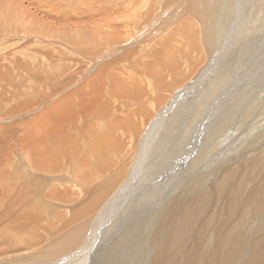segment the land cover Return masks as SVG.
Segmentation results:
<instances>
[{"label": "bare ground", "instance_id": "bare-ground-1", "mask_svg": "<svg viewBox=\"0 0 264 264\" xmlns=\"http://www.w3.org/2000/svg\"><path fill=\"white\" fill-rule=\"evenodd\" d=\"M99 1L100 0H92V3L88 6V11L85 14H82L85 18L89 17L91 19V26H97L94 24L95 20H92L93 17L95 19V8L91 5H97V3H100V12L104 15H113L114 17L118 13L117 7H119V2L116 3L114 2L115 0ZM130 1L132 7L129 8H133V10L136 11L133 12L130 17L129 27L133 29V32L139 30L136 32L139 35L140 27L142 26L140 22L145 23L144 27L147 26L161 7L158 4L159 0H153L155 4L153 5L152 2H150V5L148 4L146 7H140L139 5L141 4L138 3L139 0ZM163 1H165L164 4L167 5L165 9H168L171 8L177 0ZM185 1L187 9L184 10L187 11V15L194 16V18L206 25V28L202 30V35L204 36L203 38L208 47V51L210 50L213 52L214 49H216V41H218V39L216 40V19L218 17L217 9L219 8L216 7L219 5L213 7L214 9L212 10L210 9L211 7L208 9L209 5L207 6V9L205 6L206 4H210V1L212 0H188V3L187 0ZM35 2L36 0L34 3ZM37 2L39 4V1ZM74 2L75 0L69 1L68 8L70 12L73 13L82 10L83 6L80 3L74 5ZM259 2L260 5L264 6V0H259ZM31 3H33V0ZM31 3L30 6L32 5ZM45 3L48 7L47 3L49 2L45 1ZM7 5L12 7L14 12L19 10V6L20 10L23 6L21 0H5L3 2L0 0V7L2 6L4 8V6ZM37 5L35 6V9L38 8ZM43 5L44 4L42 3V6ZM46 6H44V8H47ZM51 6H49L50 10L52 9L50 8ZM199 6L201 7L199 8ZM41 7L40 9L43 8ZM23 10L24 9H22V11ZM23 13L24 12H22V14ZM23 16L26 17V14L24 13ZM182 16L185 18L184 15ZM260 16H258L259 19ZM51 17L52 16H50V18ZM32 18H34V21L36 22L38 20L41 21L38 17ZM259 19L257 20L256 18L251 22L253 23L254 21L258 28H260L259 26L261 25V23H258ZM187 20L190 21L189 19ZM12 21H14V18ZM112 21L113 25L106 32H100L94 28L89 30L87 26L75 22L64 25L65 32L63 33V36L60 35V41L68 45V48L71 46L73 48L70 47L72 50L77 51L78 56H80L78 50H83L84 54L81 55V58L90 64L84 63L85 65H83V68L80 67V71L77 69L79 72L72 70L74 67H77L79 60L76 61L71 55L70 57L67 56L68 53L65 54L62 50L61 52L58 50L60 53V56H58L59 58L62 54V57L60 58V61H62L60 65H62V68L59 70V73H53V75L49 73L48 76L46 75L48 78H43L41 75L33 77L41 82L43 86L49 87L50 96H48L49 94H45V98L55 96L54 98H56V100H28L25 102L28 110H32L33 106H40L38 108L40 109L42 105L50 101V105L45 111L40 112V114L35 115L32 119L27 121L30 122L31 120V124L30 126L28 125L29 127L25 131H23L24 138L22 139V136L20 138V141H26V145L22 148L23 156L28 163V166L26 169L20 171L17 170V172L22 176L21 178H23L21 183L28 190L25 195H22L20 181L18 184L16 183V187H13L11 184L12 180H16L12 179V177L18 178L17 173L12 175L8 168H5L7 166L10 168V165H13L11 164V156L13 154L11 155L10 150H4L7 138V127L0 125V237L2 236L0 238V254L7 249L5 245L10 243V250H18L19 248L32 250V247H36L40 244L42 238H40V236L38 237L37 232L35 231L39 227H44L43 229L46 233L48 230L46 229L48 224H46V220L44 219V214H46L47 209L42 205L43 198H49V200L54 199L56 201L59 200L61 203H65L68 206L69 204L72 205L74 201L79 204L78 199L76 198L82 196V194H79L80 196L73 198L75 193H72L73 191L70 192L65 188V186H68L67 183L69 180H72L73 178L69 175L64 177L59 176V179L49 183L46 186L47 189L43 191H41L43 187H39L41 189L38 191L36 189L37 186H35L36 182L34 184L32 182L31 184V180H29L28 183V181H25V179H27L25 177L35 179L33 175L36 176L37 174H41L46 176L50 175L52 172L59 174L66 172L67 168H71L72 175L81 183V193H83L84 196L88 194V197L92 194V200H87L88 203L86 205L84 204V207H81L80 209L77 208L78 210H76V213L74 212V219L79 216L87 215L89 212H92L94 208L96 209V207H98V211L99 208H102L104 212L108 206H110V208L111 206L114 207L117 202L116 200L119 202L124 196L126 197L131 192L134 193V191L136 192L140 188L141 181L139 178L141 175L139 164L147 157L146 153L140 154V146H143V144L145 146L149 143L152 131L153 133L158 131V126H156L157 121H161L163 118L166 120V117H163L162 115L161 106L162 104H165L166 106V103L169 101L168 99L171 97H168L164 91H168L167 89L169 85L178 84L182 78L188 77L186 71L182 70L183 63L179 56L185 58L188 66L194 69L195 66L197 67L198 57L196 56L195 60L197 61H195L193 59L194 57H192L187 50L194 52L199 51L202 47H200L199 44H196L197 39L199 40V37L196 39V36H198L196 29L189 23H185L183 27L176 32L181 39V44L178 47L179 55L173 50L172 53L166 51L167 54L164 57V51L162 52L161 50V52L158 53L155 50V52H151L146 56L147 60L142 62L132 61V71H125V69L122 70L116 68L118 65L117 62H115L117 65L115 63H104L98 70H96V72H94V74H91L92 76L89 77L88 80L77 86L75 82L78 76H82L88 72V70H90L89 68L93 67L92 65L95 64L96 61H99L100 58L106 57V54L109 53L110 50L112 52L116 46L125 43L120 37L122 36L123 31H121V28L114 23V20ZM229 21L231 23L233 20ZM23 22L25 23V21ZM61 22H63V20L57 21V23L50 21L48 24H52L54 28L57 25H61ZM28 23L29 21L25 23L26 27L27 25H32L31 22ZM30 26H28L27 29ZM199 27H196L197 30ZM31 28L32 27H30V32H34L35 30H31ZM72 28L77 29L78 33L83 37H80L77 40L68 36L69 38L66 40L65 34ZM14 32L16 33V31ZM23 32H25V30ZM30 32L29 34L25 33V36L23 35V37H26V41L32 36L31 34H35L34 38H37V31L34 33L32 32L31 34ZM247 32L246 27L243 26L241 36H244ZM255 32L244 38L245 41H243V43L248 45L247 48L253 46V44H259L264 37V28L259 32ZM47 36H45V38ZM85 36H88V39H85ZM98 36L100 37V42L98 41ZM172 38L175 39V37ZM184 47H186V51L184 50ZM42 48L41 51H43ZM155 48L156 46L154 49ZM204 49H206V47ZM22 51H24V49ZM22 51L20 53H22ZM46 51L48 52L43 53L46 55V62L48 61L50 64L52 61L49 60L53 59V57L55 59V55L53 54L52 56V50ZM36 53V56H44L40 51ZM55 53L58 54L56 51ZM215 53L216 50L212 55L213 57L215 56ZM22 54L21 56H24L25 53ZM176 56L178 57L175 59ZM25 57L27 59L28 53ZM37 58L39 59V57ZM45 59L43 58V60ZM34 60L32 59L33 62ZM56 60H54V63L57 64L59 59ZM200 60L201 59H199V62ZM43 62L41 65L44 67L45 62ZM205 62L204 64H206ZM60 65H57V67L60 68ZM21 67L23 71L26 69L25 65L22 63H20V68ZM38 69L42 70L43 68L39 67ZM45 69L46 67L44 70ZM33 70L34 68L30 70L32 76L35 74H33ZM36 70L37 69H35V71ZM260 71L261 68L255 72L258 73ZM246 75L247 74H244V77H246L245 79L249 77V75ZM33 78H31L32 81L34 80ZM37 80L35 83L38 82ZM243 84L244 83L242 82H234L233 80L232 84L227 86L224 90V98L229 95L230 91L242 87ZM63 89L64 91L66 90L65 94L59 96L58 94L60 93L57 94V92ZM222 99L223 96H221V100ZM20 104L21 103H15L7 106V101L0 99V121L4 116L11 117L19 114L21 109ZM31 104L32 106L30 107ZM218 104L219 103H216L208 112L206 118L202 120V122L200 121L201 123L198 124L199 126L195 130L196 133L203 135V131L212 119V114L216 112L215 107ZM12 108L14 110L11 111ZM227 108L228 107H226V109ZM24 109L26 108L24 107ZM27 122H25V124H27ZM209 125L211 127V123ZM237 125L239 129V124ZM15 126L19 128V123L14 124V127ZM226 127V124L219 127V133H223L226 130ZM8 129L11 128L8 127ZM174 130H177V128ZM178 133L179 132L174 135H178ZM18 137L19 134H10L12 141L18 140ZM173 142V144H175L176 141ZM192 142L193 141L190 140L189 143L184 144V149L180 151H172L170 153L172 156H165V159L160 156L157 157L158 159L160 158L157 164L159 167L156 166L152 178L146 179L143 182L140 191H138L141 192L144 190L145 193L153 191L149 194H153L156 199L147 207V210L140 208L130 214V221H134L131 224H136L130 226L124 235L122 234L123 236L117 238L116 242L114 244L112 243L113 245L109 247L107 250V262L109 264H147L148 258H151V264H264V154L252 155L251 159L248 161L246 158L251 156V154L244 159L242 158L243 162H246L244 163V172L240 173V171L237 174V172L235 173L232 169L235 174L233 172L232 175L223 174L216 183H209L208 179L192 174V172H190L188 177L185 176L187 178L183 180L184 167L188 166L189 163L191 164V162L194 161V158L196 160L198 157L200 158L204 155V153L201 154L202 152L200 155L195 152L197 145ZM262 148L260 147L259 151H262ZM208 162H206V164ZM235 167L233 168L235 169ZM210 168L204 170L206 171V174L209 173ZM188 169L190 170V168ZM188 169L187 171H189ZM196 173L198 172L196 171ZM171 176H173V182H170L171 184L170 186H167L168 188H166V190L164 188L160 191L161 187L156 184H163L165 179ZM184 182L187 184L180 187L182 189L181 193L175 195L174 193L178 190L179 185ZM120 183L121 186L119 187ZM58 185L63 189L62 192L57 187ZM69 188H71V186H69ZM147 188H149L148 192ZM16 189H18L19 192H17V190L15 194ZM80 199L81 201H79L83 203V198ZM103 201H105V204L101 205ZM18 204H20L21 212H19V210L17 216L13 214L15 215V217H13L11 212L18 207ZM39 205L43 207V211L39 210ZM47 208L49 207L47 206ZM83 212L85 214H83ZM58 213L61 212H57V214ZM52 214L53 213H51V215ZM61 215L58 214V217L61 218ZM9 216H11L10 221H6ZM20 221L22 223L24 221L26 224H23L26 226H21L22 223ZM124 221L125 220H122L123 224H125ZM121 226L123 225L121 224ZM29 227H35L36 230L33 232V229L31 231ZM51 227H54V225L51 224ZM85 227H82L83 230ZM27 229L33 233H30ZM25 230L26 233H24ZM27 231L30 236L27 234ZM42 231L43 230H41V232ZM22 233L26 234V236L28 235L29 238L20 237V234ZM82 233L83 231L80 232L79 230L76 236L78 237L80 234L82 235ZM92 236H94L93 232ZM77 237L76 239H80V236ZM75 243V241H70V238H65V240L62 239L59 243L55 244L53 250L47 252L59 255L61 252L69 248L70 245ZM35 251L36 248L34 249V252ZM124 253H127V258L124 257V261H122Z\"/></svg>", "mask_w": 264, "mask_h": 264}, {"label": "rangeland", "instance_id": "rangeland-1", "mask_svg": "<svg viewBox=\"0 0 264 264\" xmlns=\"http://www.w3.org/2000/svg\"><path fill=\"white\" fill-rule=\"evenodd\" d=\"M3 1L5 0H1V2ZM21 1L23 4L22 6V9H24L23 11L22 9L20 10V6L18 7L19 10H16V12H14V9L8 5L4 6V8L2 6L0 7V30H1L0 35L2 36V37L0 36V59H1L0 60V99L6 100L7 106H10L15 103L17 104L21 103L20 113L11 117L8 116L2 117L0 121V125L7 127L6 129L7 138H6L4 150L5 151L10 150L11 155L13 154L11 156L12 158L11 164L13 165H10V168L9 166L5 168H8V170L10 171V173H12V175L17 173L18 178L12 177V179H16L17 181L12 180L11 184L14 187L20 181L22 195H25L28 192V190L21 183L23 178H21L22 176L18 174L17 170L20 171L22 169H26L28 163L24 159L23 148H22L26 145V141L25 140L20 141V138L21 136L22 139L24 138L23 131H25L31 124V120L30 122L27 121L29 119H32L35 115L40 114V112L45 111L46 108L50 105V101H48L44 105H42L40 109H38L40 106L38 107L33 106L32 110H28V108L25 105V102L28 100H56V98H54L55 96L51 98L50 97L45 98V94H49L48 96H50L49 87L43 86L41 82H39L37 79H34L33 77L41 75L43 78H48L47 76L49 75V73H51L52 75L53 73L58 74L59 70L62 68V65H60V63L62 62L60 61L62 54L60 58L58 57L60 56L59 51L61 52V50L65 54L68 53L67 56L70 57L71 55V57L74 58V60L76 61L79 60L80 64L78 62L77 67L76 68L74 67V69L72 70L80 71L81 68H83V65H85L86 63L90 64L89 62H86V60H83L81 58V55L84 54L83 50L82 51L78 50L80 55L78 56L77 51L72 50L73 48L71 46H69L68 48V45L60 41L61 39L60 35L63 36V33L65 32L64 25H68L71 22L81 23L84 26H87L89 30L94 28L97 31L106 32L113 25L112 20H114L115 21L114 23H116L117 26L121 28V31H123L122 36L120 37L122 38L123 41H125V43H121L120 45L116 46L112 52L110 50V52L106 54V57L100 58L99 61H96L95 64L92 65L93 67L89 68L90 70H88V72H86L82 76H78L75 82L77 86L88 80L89 77L92 76L91 74L92 73L94 74V72H96V70H98L100 66L104 63L117 62L118 65L115 63L117 65V66L115 65L116 68H120L122 70L125 69V71L126 70L132 71L133 62H142L144 60H147L146 56L151 52H155V50L158 53H160L161 50L162 52L164 51L163 53L164 57L167 54L166 51L168 53H172L173 50L179 55L178 47L181 44L180 42L181 39L176 32L177 30L181 29L185 23H189L192 27L196 29L198 34V36H196V39L199 37V40L197 39L199 43L196 41V44H199L200 47H202V49L206 47V49L204 50L200 49L199 51H194V52L187 50V52L191 54L192 57H194L193 58L194 60L196 59V56L198 57L197 58L198 61L195 60L197 61V67L195 66L194 69L188 66V63L186 62L185 58L179 56V58L183 63L182 70L186 71V75L188 77L182 78L178 84L169 85L167 89L168 91H164L166 92L165 94H167L168 97L169 96L171 97L170 98L171 100L168 99L169 101L166 103V106L165 104H162L161 106L162 115L163 117H166L165 118L166 120H164L163 118L161 121L160 120L157 121L156 126H158L157 128L158 131L157 132L155 131L154 133L152 131L151 133L152 136L149 139V143L145 146L144 144L143 146H140L141 147L140 154L146 153L147 155L145 160L141 161L139 164L140 175H141V177L139 178L141 181L140 188L143 186L142 184L146 179L152 178L154 169L156 168L160 160V158L158 159L157 157L160 156L165 159V156L168 155L172 156V154H170L172 151H178V150L180 151L184 149V144L189 143L190 140L193 141L192 143L197 145L195 149L196 151L195 150L194 151L199 155L202 152L201 154L204 153V155L203 157L200 158L198 157V159L196 160L194 158L193 159L194 161L191 162V164L189 163L188 166L184 167L183 169L184 176L182 178L183 180L189 176L190 172H192V174H196L202 178L208 179L209 183H216L223 174L232 175L234 172L235 173L237 172V174L240 171H241L240 173L244 172L243 171V169L245 168L244 163L246 162H243V159L246 156L251 154V156L246 158L248 161L249 159H251L252 155L264 154V102H263L264 101L263 99L264 98V69H263L264 68V37L261 39L259 44H256L257 46L253 44V46L247 48L248 45L243 43V41H245L244 40L245 37L250 36V34H253L255 31L259 32L264 28V6L260 5L259 0H212L210 1V4L205 5L206 9L207 6L209 5L208 9L211 7L210 9L212 10L214 9L213 7L218 5L220 6V7L219 6L216 7L219 8L217 9L218 17L216 19V34H217L216 40L218 39V41H216L217 43L215 47L216 49H214L213 52H211L210 50L208 51V47L203 38L204 36L202 35L203 33L202 30L206 28V25H204V23L194 18V16L187 15V11L184 10L187 9L185 0H177L175 4L168 9H165V7L167 6L164 4L165 1L159 0L158 4L160 5L161 9L157 11L154 18L152 19V21L149 22L147 26L144 27L145 23L140 22L142 26L140 27L139 35L136 33L139 30H135V32H133V29L129 27L130 17L132 13L136 11V10L134 11L133 8L130 9L132 7L130 4L131 2L130 0H129L130 2L127 0H122V1L113 0L116 3L119 2V7H117L118 13L114 17L113 15L109 16L102 14L100 12V7H101L100 3H97V5H91L92 7L95 8L94 9L95 19L93 17L92 20H95L94 24H96L98 27L91 26V21H90L91 19L89 17L85 18L84 15H82L88 11V6L92 3V0H79V1L75 0L73 4L77 5V3H80L83 6V8L82 10L73 13L70 12L68 8V4L70 0H36L35 3H34L35 0H33V3H31L32 0L31 1L21 0ZM29 1L32 4L31 5L32 7L30 6ZM37 1H39V4L41 5H39ZM45 1L50 3V5L49 3H47L48 7L46 6ZM102 1L104 0H100L99 2ZM41 2L44 4L43 6ZM150 2H152L153 5L155 4L153 0H139L138 3L141 4L139 5L140 7H146L148 6V4L150 5ZM35 4L36 5L38 4L37 5L38 8L36 7L37 9H35L36 6ZM39 6L40 7L42 6L43 8L41 7L42 9H40ZM44 6H46L47 8H44ZM49 6H51L50 8H52L51 10L49 9ZM200 7L201 6H199V8ZM129 9L132 11H130ZM22 12L26 14L27 18L24 17L25 15L23 16L24 13L22 14ZM182 15H184L186 19L183 18ZM50 16L52 17L50 18ZM258 16H260V19L258 18ZM32 17H38L41 19V21L38 20L36 22ZM13 18L14 21H12ZM256 18L257 20L259 19L258 23H261V25L259 26L260 28L256 27L257 24L255 25L254 21L253 23H251L252 20ZM187 19H189L190 21H188ZM15 20L17 23L15 22ZM61 20H63V22H61V25H57L54 28L52 24L50 23L48 24V22L50 21L57 23V21H61ZM229 20H233V21L230 23ZM23 21H25V23H27L28 21L29 23L31 22L32 25L31 26L27 25V27L30 26L32 27L31 30L32 29L35 30L34 32L37 31L38 33L37 38H34L35 34H31L33 31L30 32V27L27 29V27L25 26L26 24ZM243 26L246 27V30L248 32L244 36H241ZM127 27L129 30L127 29ZM196 27L197 28L199 27L200 30L199 29L197 30ZM22 28L25 30V32H23L24 30ZM14 31H16L17 34ZM29 32L32 35L31 36L32 38L29 37V39L26 41L25 39L26 37H23V35L25 36L26 35L25 33L29 34ZM45 36L47 37L45 38ZM68 36L77 40L78 38L83 37L80 33H78L77 29L75 28H72L68 33L65 34L66 40L69 38ZM172 37H175V39ZM84 38L88 39V36H85ZM98 41L100 42L99 36H98ZM154 45L156 46L155 49H154L155 47ZM41 48L43 51H41ZM184 48H185L184 50L186 51V47ZM23 49L24 51H22ZM46 50H50V51L52 50L51 51L52 56L53 54L55 55V59L53 57V59L49 60L52 61V63L50 62V64L52 65L54 64L53 66L50 65L48 61H47L48 63L46 62L45 59L46 55L43 53V52L47 53L48 51ZM54 50L58 52V54L55 53ZM215 50L216 53L215 56L213 57L212 55L214 54ZM21 51L26 55L24 54V56H21L22 54L20 53ZM38 51L42 52L44 56L43 57L42 55L36 56L37 55L36 52ZM32 52L34 55L32 54ZM27 53H28V57L26 59L25 56H27ZM29 53L32 55H30ZM7 54L10 55L8 56ZM74 55L76 56V59ZM37 57H39V59ZM177 57L178 56H176L175 59ZM43 58L45 60H43ZM56 58L57 60L59 59L60 62L57 61ZM32 59L33 60L35 59L36 62L34 60L35 62L34 63ZM199 59H201L202 61L200 60L199 62ZM41 60L42 62L43 61L45 62V63L43 62L44 67L43 65H41L42 64ZM54 60L57 61V64L54 63ZM81 61L83 64L81 63ZM204 62L206 64H204ZM20 63L25 65L26 72L25 70L23 71L22 67L20 68ZM57 65H60L61 67L58 68ZM54 66L56 69L54 68ZM37 67L38 68L41 67L43 69L39 70ZM45 67L47 69V70L45 69L46 71L44 70ZM30 68L32 69L34 68L33 74L34 73L35 74L33 76L31 74L32 72L30 71L32 69ZM189 68L193 71H191ZM259 68H261V71L258 73L255 72ZM35 69L37 70L35 71ZM43 70L45 71V73ZM244 74H247L246 76L249 75V77L245 79L246 77H244ZM31 78H33L34 80L32 81ZM168 79L171 80L170 78ZM36 80L38 81L37 83H35ZM233 80L234 82L239 81L244 84L242 87H238L230 91L229 95L224 98V93H225L224 90L226 89L227 86L232 84ZM65 92L66 90L64 91L63 89L57 92V94L60 93L58 95L61 96L65 94ZM221 96H223L222 100H221ZM216 103L219 104L215 107L216 112L212 114L211 120L213 122L210 120L208 125L205 127V130L203 131V135L201 134L199 135L195 131L199 126L198 124L201 123L202 120L206 118L208 112L213 108V106ZM31 106L32 104L30 105V107ZM24 107L27 110L24 109ZM226 107L228 108L226 109ZM13 108L11 109V111L14 110ZM25 122H27V124H25ZM18 123H19V128H17L16 126L14 127V124H18ZM210 123H211V127L209 125ZM223 124H226L228 128L226 127V130L223 133H219V127L223 126ZM237 124H239V129ZM8 127H10L11 129H8ZM173 128L174 129L177 128V130H174ZM177 132H179L178 135L177 134L174 135ZM13 133L19 134L18 140H13V141L11 140L10 134ZM173 141H176L175 144H173L174 143ZM260 147L261 148L263 147L262 151H259ZM206 162L208 163L206 164ZM233 167H235V169ZM186 168L187 169L190 168L191 171L189 169H188L189 171H187ZM207 168H210L208 174H206V171H204ZM232 169L234 170V172ZM196 171L198 173H196ZM66 175L73 177L72 180L74 181L69 180V182L67 183L68 186H65V188H67V190H69L70 192L73 191L72 193H75V196L73 195L74 196L73 198H76V196L78 197L82 194L80 198H83L82 199L83 203L80 202L81 199L79 197L76 198L78 199L79 204H77V202L74 201L72 205L69 204L68 206L65 203H61L59 200L56 201L54 199L49 200V198L46 199L43 198L42 205L47 209L46 214H44L45 215L44 219L46 220V224H48L46 229H48L49 231L47 230L46 233L43 229L44 227L43 228L39 227L37 230L35 227L33 228L29 227L31 231L33 229V232L36 230L35 232H37V236L38 237L40 236V238H42L40 244L36 247H32L33 248L32 250H24L22 248H19L18 250H10L11 243L5 245L7 249L4 252H2V254H0V264H109L107 262L108 261L107 250L109 249V247H111L116 242L117 238L123 236L124 233L130 228V226L136 224V223L131 224L134 221L133 220L130 221V214L134 213L136 209H140V208L147 210V207L150 206V204L154 202L156 199L153 194H149L152 193L153 191H150L149 193H145L144 190L138 192L140 191L139 188L138 191L136 192L134 191V193L131 192L132 194L129 193V195H127L126 197L124 196V198L119 200V202L118 200H116L117 202L115 203L114 207L111 206L110 208V206H108L109 209L107 208L104 212L102 208H99L98 211V207H96V209L94 208L92 212H89L85 216H79L76 218L77 219L76 220L74 219V214L76 213V210L80 209L81 207H84L88 203L87 200L91 201L92 194L89 195L88 197V194H86L87 196L86 195L84 196V194L81 193L82 190L81 183L78 181L77 178H74V176L72 175L71 168H67L66 172L59 174L52 172L50 175H46V176L41 174L40 175L37 174L36 176L33 175L35 179L25 177L27 178L25 179V181H28L29 183V180H31L30 182L31 184L32 182L33 184L36 182L35 185L37 186L36 189L39 191V189L43 187V189L41 190L43 191L47 189L46 186L49 183L59 179L60 178L59 176L64 177ZM173 176L165 179L163 184L161 183L156 184L159 187H161L160 191H162V189L164 188L166 190V188H168L167 186H170V184L173 182ZM185 184L187 183L184 182L180 184L179 188L184 186ZM69 186H71V188H69ZM120 186L121 183L119 187ZM57 187L62 192L63 189L60 188L59 185ZM179 188L178 190H176V193H174L175 195L181 193L182 189ZM17 190L18 189L15 190V194ZM148 191L149 188H147V192ZM17 192H19V190ZM84 197H86L87 199ZM104 202L105 201H103L101 205L105 204ZM19 205L20 204H18L19 208L18 207L16 209L14 208L15 210L11 212L12 214L10 213L11 215L15 214L17 216V213L21 212ZM45 205H47L49 208H47V206ZM39 208H40L39 210L41 211L44 210L43 207H41V205H39ZM48 210L51 211L49 212ZM57 212H61L58 213L59 215L63 213L61 215V218L58 217ZM51 213L53 214L51 215ZM83 214L85 213L83 212ZM15 215H13V217H15ZM10 217L11 216L7 217V219L5 218L6 221L7 220L10 221L11 219ZM122 220L126 221V222L124 221L126 225L123 224ZM23 223L26 224L24 221ZM23 223L21 224V226H24ZM51 224L54 225V227H51ZM121 224L123 226H121ZM125 226H127L128 228L127 227H126L127 229L124 228ZM82 227H85L84 230ZM40 228L41 230H43L42 232ZM79 230L80 232L83 231L82 235L81 234L79 235L80 239L78 238L79 236L78 237L76 236ZM31 231L29 232L33 233ZM92 232L94 236H92ZM24 233H26V230L24 231ZM24 233L20 234V237L25 238L28 237V235L30 236V234L26 236V234ZM74 234L78 239H76ZM65 238L68 239L70 238V241H75L76 243L73 244L74 246L70 245L69 248L61 252L59 255H54L52 253L47 252L49 250H53L55 248V244L59 243V241L62 239L65 240ZM104 245L106 246V248ZM35 248L36 251L34 252ZM124 257L127 258V253L123 254L122 261H124ZM147 261H148L147 264H151L150 263L151 258H148Z\"/></svg>", "mask_w": 264, "mask_h": 264}]
</instances>
